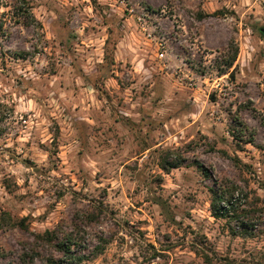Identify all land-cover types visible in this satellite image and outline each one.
I'll return each mask as SVG.
<instances>
[{
  "label": "rangeland",
  "instance_id": "1",
  "mask_svg": "<svg viewBox=\"0 0 264 264\" xmlns=\"http://www.w3.org/2000/svg\"><path fill=\"white\" fill-rule=\"evenodd\" d=\"M12 2L0 7V264H41L23 245L75 223L85 252L104 244L80 264H264V212L254 237L232 235L193 163L264 206V0H28L29 18Z\"/></svg>",
  "mask_w": 264,
  "mask_h": 264
},
{
  "label": "trees",
  "instance_id": "2",
  "mask_svg": "<svg viewBox=\"0 0 264 264\" xmlns=\"http://www.w3.org/2000/svg\"><path fill=\"white\" fill-rule=\"evenodd\" d=\"M2 3L3 0H0V7L2 6ZM11 7L23 18L32 17L31 6L28 0H13ZM231 63V61L228 62L229 67L231 66ZM182 163V158H172L171 162L167 165V169L179 167ZM193 163L207 179L212 181V185L209 186V210L211 215L216 219H225L228 231L232 235L254 237L257 233L255 232V230H257V223L254 221L258 218L257 213L264 212V206L257 201L248 203L247 200L249 195L235 182H226L214 178L211 172L204 167L203 164L198 161H194ZM255 199H258V197H255ZM98 208L101 209V207ZM84 212L86 214L84 217L85 219L87 218L88 221H93L97 218V214L93 212ZM1 215L4 219L11 220L12 218L8 212H1ZM25 219L27 218L23 217L18 220L13 219L11 222L12 225L15 224L22 229H27L28 225L24 222ZM263 229L264 226L262 230H259L261 234H264ZM78 230L79 228L75 223L73 228L66 230L55 226L53 228H46L42 232L33 233L31 239L26 242L29 247L25 244L23 245L28 251L23 252L22 259L30 262L36 260L41 264H80L103 251L104 244H96L90 249L85 247L88 251L85 252L82 242L77 238L76 232ZM194 251L202 255L206 263L209 261L208 254L203 247L196 248ZM55 253H58V255Z\"/></svg>",
  "mask_w": 264,
  "mask_h": 264
},
{
  "label": "water",
  "instance_id": "3",
  "mask_svg": "<svg viewBox=\"0 0 264 264\" xmlns=\"http://www.w3.org/2000/svg\"><path fill=\"white\" fill-rule=\"evenodd\" d=\"M259 31L264 37V25L259 27Z\"/></svg>",
  "mask_w": 264,
  "mask_h": 264
},
{
  "label": "built area",
  "instance_id": "4",
  "mask_svg": "<svg viewBox=\"0 0 264 264\" xmlns=\"http://www.w3.org/2000/svg\"><path fill=\"white\" fill-rule=\"evenodd\" d=\"M139 25H140V26H143L144 24H143V22H141V21H140V22H139ZM160 55L162 56V55H163V53H162V54H160Z\"/></svg>",
  "mask_w": 264,
  "mask_h": 264
}]
</instances>
